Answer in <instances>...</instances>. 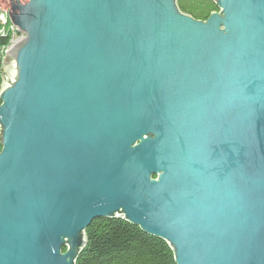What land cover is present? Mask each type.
<instances>
[{"label":"water","instance_id":"95a60500","mask_svg":"<svg viewBox=\"0 0 264 264\" xmlns=\"http://www.w3.org/2000/svg\"><path fill=\"white\" fill-rule=\"evenodd\" d=\"M7 1L0 264H77L97 219L264 264V0Z\"/></svg>","mask_w":264,"mask_h":264},{"label":"trees","instance_id":"16d2710c","mask_svg":"<svg viewBox=\"0 0 264 264\" xmlns=\"http://www.w3.org/2000/svg\"><path fill=\"white\" fill-rule=\"evenodd\" d=\"M179 6L198 20H206L217 10L213 0H179ZM10 39V33L0 32V68ZM1 82L0 72V86ZM87 238L77 264H177L165 242L123 220L97 219L87 229Z\"/></svg>","mask_w":264,"mask_h":264},{"label":"built area","instance_id":"2783aa9c","mask_svg":"<svg viewBox=\"0 0 264 264\" xmlns=\"http://www.w3.org/2000/svg\"><path fill=\"white\" fill-rule=\"evenodd\" d=\"M8 7H4L2 11H0V23L3 25V27L0 29V32L3 34L10 33L11 34V39L9 44L3 49V57L5 55V51L8 47L15 45L18 41L21 40L22 35H20L16 28L12 26L9 21H8Z\"/></svg>","mask_w":264,"mask_h":264},{"label":"rangeland","instance_id":"374dc122","mask_svg":"<svg viewBox=\"0 0 264 264\" xmlns=\"http://www.w3.org/2000/svg\"><path fill=\"white\" fill-rule=\"evenodd\" d=\"M4 7H8V1L7 0H0V11H2V9H4ZM5 56H6V54L3 57V63L1 66L4 65Z\"/></svg>","mask_w":264,"mask_h":264}]
</instances>
